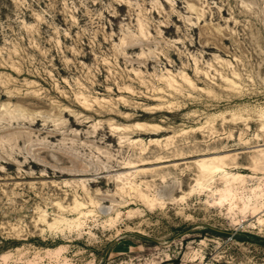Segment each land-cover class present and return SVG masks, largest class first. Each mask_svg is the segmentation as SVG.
Returning <instances> with one entry per match:
<instances>
[{
	"label": "rangeland",
	"instance_id": "1",
	"mask_svg": "<svg viewBox=\"0 0 264 264\" xmlns=\"http://www.w3.org/2000/svg\"><path fill=\"white\" fill-rule=\"evenodd\" d=\"M257 239L264 0H0V264H264Z\"/></svg>",
	"mask_w": 264,
	"mask_h": 264
},
{
	"label": "bare ground",
	"instance_id": "2",
	"mask_svg": "<svg viewBox=\"0 0 264 264\" xmlns=\"http://www.w3.org/2000/svg\"><path fill=\"white\" fill-rule=\"evenodd\" d=\"M84 123H85V122H84ZM133 126L136 127L137 129H139L142 133H150V132L148 131L149 126H145V125H143V123L140 124V123L136 122V123L133 124ZM115 128H116V129L118 128V129H121V130H122V129H128V127L126 128L125 126H122V127H120V126L117 127V126H116V127H114V129H115ZM129 128H130V127H129ZM155 128H156V127H155ZM156 129H157V128H156ZM164 161H166V160H164ZM200 165H201V166H200ZM200 165H199V166H200V168H202V169H207V170L209 169V168H208L209 165H206V164H204V163H201ZM209 167H210V166H209ZM210 168H211V167H210ZM209 170H211V169H209ZM227 195H228V193H227Z\"/></svg>",
	"mask_w": 264,
	"mask_h": 264
},
{
	"label": "trees",
	"instance_id": "3",
	"mask_svg": "<svg viewBox=\"0 0 264 264\" xmlns=\"http://www.w3.org/2000/svg\"><path fill=\"white\" fill-rule=\"evenodd\" d=\"M210 230H212V229H210ZM257 240L260 241L261 243H264V239H257Z\"/></svg>",
	"mask_w": 264,
	"mask_h": 264
}]
</instances>
